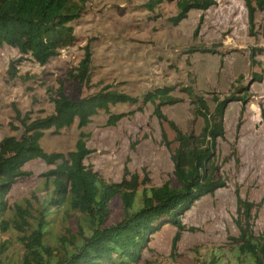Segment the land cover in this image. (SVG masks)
I'll list each match as a JSON object with an SVG mask.
<instances>
[{
	"label": "rangeland",
	"instance_id": "rangeland-1",
	"mask_svg": "<svg viewBox=\"0 0 264 264\" xmlns=\"http://www.w3.org/2000/svg\"><path fill=\"white\" fill-rule=\"evenodd\" d=\"M147 0H85L80 18L72 23L75 44L40 67L9 47L0 48V140L18 137L13 108L31 118L50 115V92L61 87L71 100L97 93L105 86L137 99L136 105H116L112 114L126 115L115 127L106 126L108 116L99 112L84 132L90 151L84 164L106 184L135 183L137 191L174 182L171 150L174 133L153 115L150 104H142L147 93L173 88L170 96L178 102L163 106L162 114L182 133L198 135L203 120L183 92L190 88L210 111L213 99L225 101L223 137L215 148L214 165L224 186L212 195L196 200L181 218L183 231L175 249L177 229L170 224L151 236L135 264H236V198L257 205L250 229L264 244V12L254 13L250 32L244 0H214L206 12H190L174 26V4H162L153 13L142 8ZM211 45H219L213 49ZM91 54L90 87H78L70 74ZM212 51V52H211ZM253 55V58L251 56ZM17 65V77L10 80L9 64ZM233 97V98H231ZM246 98L244 103L239 99ZM162 133L166 141L162 139ZM78 139L76 124L60 134L46 133L40 141L45 153L65 154ZM41 160L27 163L29 174L11 189L10 208L25 200L35 204L44 197L47 171ZM121 218L112 207L110 223ZM74 232V222H71ZM56 229H58L56 225ZM11 249L18 245L13 235Z\"/></svg>",
	"mask_w": 264,
	"mask_h": 264
},
{
	"label": "trees",
	"instance_id": "trees-1",
	"mask_svg": "<svg viewBox=\"0 0 264 264\" xmlns=\"http://www.w3.org/2000/svg\"><path fill=\"white\" fill-rule=\"evenodd\" d=\"M85 0H0V48L15 50L21 58H29L43 67L63 49L75 44L72 23L80 18ZM162 4H174L176 15L169 19L174 25L185 20L190 12H206L215 6L214 0H147L142 6L153 13ZM248 25L254 28V13L264 12V0H244ZM212 52V51H211ZM253 58V55L251 56ZM8 67V77H17V65ZM91 54L85 49L83 58L70 74L78 87H90ZM53 105L50 115L31 118L13 108L14 121L21 129L18 137L0 140V264H135L151 236L163 225L177 229L172 248L175 249L183 231L180 218L196 201L212 195L224 186L214 165L216 142L223 137L225 101L213 99V109L190 89H184L193 107V115L203 120L198 135L182 133L161 112V108L178 101L170 96L173 88H160L147 93L142 104L153 107V115L166 123L174 133L170 152L174 182L137 191L135 183L106 184L86 167L90 151L89 135L84 129L99 112L108 116L106 126L115 127L126 115L112 114L111 107L136 105L138 100L105 86L97 93L69 99L59 87L49 89ZM233 98V97H231ZM246 98L239 101L244 103ZM76 124L78 139L74 149L65 154L45 153L40 141L46 133L60 134ZM163 141L166 136L162 133ZM41 160L53 169L47 171L44 197L35 204L25 200L9 207L7 197L12 187L28 177L23 168ZM118 206L121 218L110 223L112 207ZM257 205L236 198L235 225L239 232L235 240L236 264H264V244L253 237L250 229L252 212ZM74 222V232L71 231ZM56 225L58 229H56ZM1 235H13L18 245L11 249L10 241Z\"/></svg>",
	"mask_w": 264,
	"mask_h": 264
},
{
	"label": "water",
	"instance_id": "water-1",
	"mask_svg": "<svg viewBox=\"0 0 264 264\" xmlns=\"http://www.w3.org/2000/svg\"><path fill=\"white\" fill-rule=\"evenodd\" d=\"M211 47H212L213 49H215V48H218L219 45H211Z\"/></svg>",
	"mask_w": 264,
	"mask_h": 264
}]
</instances>
